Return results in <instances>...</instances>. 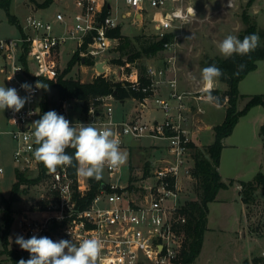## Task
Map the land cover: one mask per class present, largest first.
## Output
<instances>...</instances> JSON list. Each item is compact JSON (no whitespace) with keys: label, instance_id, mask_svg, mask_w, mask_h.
<instances>
[{"label":"built area","instance_id":"built-area-1","mask_svg":"<svg viewBox=\"0 0 264 264\" xmlns=\"http://www.w3.org/2000/svg\"><path fill=\"white\" fill-rule=\"evenodd\" d=\"M198 14L199 9L191 0H69L63 2L62 9L52 19L28 15L21 36L0 38V74L4 76L5 86L15 87L23 97L28 93L21 89L22 83L34 86L38 80L43 83L42 79L58 75L60 54L68 40L75 41L73 54L78 52L94 60L95 70L96 63L104 61V73L108 76V59L101 55L118 47L120 38L112 31L122 27L124 20L131 18L139 25L149 21L153 24L151 34L157 39L172 34L161 51L166 53L163 63L147 65V82L140 78L137 67L119 79L126 80L128 88L146 94L139 99L140 104L146 107L154 103L162 113L161 119L115 120L112 103L108 101L114 98L112 94L98 97L105 108L102 113L96 111L92 102L84 118H74L71 114L78 101L64 100L60 106V114L71 125L80 122L94 123L98 128L111 127L118 133L120 147L127 136L151 137L166 140L165 151L153 154L147 160L148 166L129 173L124 184L102 179L101 187L86 205L82 200L91 189L90 181L72 175L71 165L58 167L55 173L47 170L39 182L43 186L41 204L35 211L39 218L23 216L25 239L34 234L49 235L53 241L73 240L78 245L83 239L99 238L104 247L97 264H186L185 192L197 182L194 151L200 146L199 132L206 125L201 117L206 107L203 82L193 89H181L177 49L183 27ZM25 43L28 51L23 61ZM164 84L168 90L165 95L160 93ZM43 92L44 89L36 90L19 113L6 109V127L0 124V133L10 132L15 143V168L36 175L39 162L33 152L38 145L30 125L40 118ZM29 112L33 114L29 116ZM3 136L0 134V151ZM119 170L109 169L110 176ZM4 171L0 165V174ZM57 214L63 219L58 220ZM261 255L264 257V250Z\"/></svg>","mask_w":264,"mask_h":264},{"label":"rangeland","instance_id":"rangeland-1","mask_svg":"<svg viewBox=\"0 0 264 264\" xmlns=\"http://www.w3.org/2000/svg\"><path fill=\"white\" fill-rule=\"evenodd\" d=\"M69 0H54L48 5H45V0H11L9 9L0 7V38H17L21 36L20 25L25 23L28 15H35L40 18L52 19L58 10L62 9V2ZM199 9L198 17L187 23L179 36L178 46V63L180 66L179 76L182 80L185 89H193L197 87L201 81V60L206 57L222 56L217 48V44L222 41L227 35L239 34L245 29L244 14H247L251 21H255L260 29L264 31V0H191ZM232 2L233 5H229ZM10 16L15 17L16 22L10 20ZM153 32V24L149 21L142 22V25L134 24L129 18L124 20L121 33L128 35L131 39V45L123 51L120 48L109 49L101 56L108 59L109 77L114 79L122 78V73L126 72V68L130 69L137 67L138 62L154 64L166 55L165 52H159L152 57H142L137 62H130L123 68L118 63H112V59L122 57L127 59L130 53L135 52L140 48L141 44L147 42L145 36L151 35ZM240 39V38H239ZM76 47L74 40H68L64 45L59 59V67L64 68L71 56L73 48ZM223 57V56H222ZM1 61V57H0ZM105 65V63H104ZM33 67V63H32ZM100 71L93 65L76 64L73 66L69 75L83 81H89ZM0 84L5 86L4 76L0 74ZM228 85L223 81H219L216 88L224 93ZM6 87V86H5ZM239 91L243 97L238 100V108L245 106L247 100L252 94L264 93V61L259 62L258 69L251 71L239 83ZM50 93H54L51 88ZM129 98V97H127ZM113 106V117L118 120L120 107L119 99H108ZM227 104V101L225 102ZM78 104L75 103V110L78 109ZM104 107V105H103ZM205 117L209 122L218 124L223 121L226 114V107L220 105L215 107L205 103ZM105 109V108H104ZM146 117L161 119L162 113L157 110L153 104L145 111ZM264 106H253L245 115L242 116L241 124L233 134V138L246 140L251 143V146H241L240 148L227 149V154L232 156L228 164L231 170H239V180H253L256 174L261 171L264 173V155L258 150L256 142L259 138V124L264 120ZM6 109L0 111V124L3 128L6 127ZM258 124V125H257ZM98 127V126H96ZM128 137V136H127ZM125 137V140L126 138ZM214 129H202L199 132L200 148L207 147L214 141ZM165 146L166 140H161ZM121 146V150L127 153V162L115 171L113 176H110L109 169L105 167L103 172L104 181H112L124 184L127 181L129 174L130 155L128 149ZM161 146L160 150L165 151V147ZM15 143L9 135H4L2 138L0 151V165L5 171L0 174V235L4 229V211L6 203L2 200L3 197L12 195V186L16 181V168L13 160V150ZM123 147V148H122ZM135 152H138L134 148ZM159 152V151H158ZM225 163V162H223ZM263 164V165H261ZM229 167V166H228ZM224 179L227 183L231 177H227L230 171L224 167L221 168ZM227 172V173H226ZM28 177H35L36 173L26 171ZM84 181H89L90 178L80 176ZM120 177V179H118ZM230 179V180H229ZM233 180V179H232ZM228 188H222L219 191V200L210 202V215L208 229L205 232L204 244L201 253L191 264H238L243 262L245 257L251 256L253 264H262L264 258L261 255L262 247L257 244L254 249V237H264V186L260 185L255 192V199L245 203L242 200L241 189L242 185L230 184ZM43 191V186L37 184H22L20 192L17 193L16 199L12 203V211L14 221L9 230L7 240L0 238V264H14L11 259V251L21 249L15 243L18 235L22 236L24 221L23 216L29 214V217H37L35 211L40 206L39 197ZM187 201L197 198L196 186H189L185 192ZM243 202L245 203L243 210ZM39 218V217H37ZM244 232V234H243ZM264 245V244H263ZM254 251L252 252V250ZM252 252V253H251ZM29 259V258H28Z\"/></svg>","mask_w":264,"mask_h":264},{"label":"trees","instance_id":"trees-1","mask_svg":"<svg viewBox=\"0 0 264 264\" xmlns=\"http://www.w3.org/2000/svg\"><path fill=\"white\" fill-rule=\"evenodd\" d=\"M11 0H0V7L9 9ZM54 0H45V5L50 4ZM246 23L245 29L239 34V38L242 40L244 36L250 34H258L260 37L259 47L255 51L248 55L240 56L233 55L230 58L222 56L209 57L206 56L201 60L202 69L210 65L215 64L224 73L219 78V81L227 83V89L224 93L220 94L219 90L213 89L212 94L220 97V104H224L227 101L226 114L223 121L216 124L214 129L215 139L213 143L207 147H197L194 151V175L197 178L195 184L197 188V198L187 201L185 210L188 213V242L184 252V262L191 264L199 256L204 244L205 232L208 229V214L210 212L209 204L217 199V195L222 188H227L230 184H233L231 179L229 183L223 180L220 171V158L222 150L224 148V139L232 134L239 119L245 115L253 106H264V93L252 94L247 100L245 106L241 109L238 108V100L243 97L239 91L240 81L246 77L251 71L258 67V62L264 59V31L260 29L255 21H251L247 14L243 16ZM12 22H16L15 17L10 16ZM23 34L22 25L17 22ZM122 27H117L112 31L114 35L119 36L120 41L117 48L125 51L131 43V39L128 35L121 33ZM172 34L166 35L163 39H157L155 35L145 36L147 42L141 44L140 48L135 52L130 53L127 59L123 60L122 57L112 59V63H118L121 66H126L130 62H137L140 58L152 57L157 55L164 49V42L171 38ZM28 51V44H24V52L22 54V60L25 61ZM76 64L93 65L94 60L87 57H82L78 52L74 53L67 65L64 68L59 69V73L54 78L42 79L44 84L48 85L47 90L44 89L43 100L41 102V116L50 111L55 110L60 114V106L64 100H75L79 113L77 116L72 115L74 118H84L89 110L90 104L93 102L96 107V111L102 113L104 110L103 102L98 97L112 94L119 100H124L127 97H136L138 99L143 98L146 94L136 92L127 86L126 80H117L113 77L107 76L104 72L97 74L90 81H83L80 78L75 77L73 74L69 75L73 66ZM240 65H244L243 69H240ZM147 64L144 62H138L137 68L139 70L140 78L147 82L145 77ZM127 72H130V68H126ZM51 88L54 89V93L51 94ZM39 118V119H40ZM260 136L264 143V123L260 127ZM67 154L74 156L75 149L69 147L66 149ZM77 162L75 159L70 166L72 175L77 174ZM16 171V181L12 186V195L10 197H3L2 200L6 203L4 211V229L0 238L7 240L9 230L14 221V215L12 211V203L17 197V193L20 192V186L22 184H37L44 177L47 169L43 163L39 162V173L35 177H28L26 172ZM91 189L86 197L83 198L82 204L86 205L87 202L95 195V193L101 187L103 180H95L90 178ZM241 196L245 203L253 201L255 199V192L260 185L264 186V173L258 172L253 180L242 181ZM41 202V201H40ZM52 239L51 236L45 235ZM30 254L22 249H15L11 251V259L14 264H18V261L23 258L27 260Z\"/></svg>","mask_w":264,"mask_h":264},{"label":"clouds","instance_id":"clouds-1","mask_svg":"<svg viewBox=\"0 0 264 264\" xmlns=\"http://www.w3.org/2000/svg\"><path fill=\"white\" fill-rule=\"evenodd\" d=\"M259 44L258 34L246 35L242 40L229 34L217 44V48L223 57L230 58L234 54L248 55ZM243 67L240 65L241 70ZM223 75L215 64L201 70L205 103L220 107V97L213 95L212 91ZM20 87L28 95L22 97L15 87L0 86V111L11 109L19 113L30 102L36 90H47L48 85L38 80L34 86L24 82ZM32 114L28 113L29 116ZM11 121L16 123L14 119ZM30 126L34 129L35 144L38 145L33 152L34 159L43 163L49 173H55L58 167L70 166L75 159L78 175L99 181L103 178L105 167L115 170L127 162V153L121 150L118 133L111 127L98 128L94 123L80 122L71 125L68 119L55 110L44 113ZM0 134L11 133L5 131ZM69 147L75 149L74 156L67 154L66 149ZM56 218L63 219L59 214ZM15 243L30 254L29 259L21 258L18 264H97L104 247L103 241L96 237L83 239L77 245L73 240L53 241L47 236L38 237L35 234L28 239L18 235Z\"/></svg>","mask_w":264,"mask_h":264},{"label":"crops","instance_id":"crops-1","mask_svg":"<svg viewBox=\"0 0 264 264\" xmlns=\"http://www.w3.org/2000/svg\"><path fill=\"white\" fill-rule=\"evenodd\" d=\"M62 5H63V2H62ZM49 19H50V17H49ZM260 61H264V59L260 60ZM259 62H258V67H259ZM162 63H163V59L159 58V60H157V62H155L154 64H162ZM258 67H257V69H258ZM255 70H253V71H255ZM126 76H127V72H124V73H122V76H121L122 78H120V79H123ZM117 80H119V79H117ZM201 82H202V79L198 83L197 87L200 86ZM180 87H181V89H185L183 87V83H182L181 78H180ZM223 89L226 90L227 87L223 88ZM167 91H168L167 90V85L166 84L162 85L160 93L165 95V94H167ZM118 102H119L118 105H119V107L121 109L120 113L118 115L119 116L118 120L133 119V118H136V117H142V119H153V118L146 117V114H145L146 112L145 111H146L147 108H149V106L151 104H153L154 107H155L154 103H151V104L149 103L146 107H142V105L140 104L139 99L136 98V97H132V96H130L129 98H125L124 100H119ZM220 105H224L225 107L227 106L226 103L220 104ZM71 112H72L71 113L72 115L77 116L78 113H79V109H77V110L73 109V110H71ZM205 114H206V111H205V113L203 115H201L202 122L206 124L204 129H213V127L216 124H213V123L209 122V120H207V118L205 117ZM241 120H242V117L239 119L238 123L236 124L232 134L224 139V148L222 150V154H221V158H220V165H219V171H220V174H221L223 180H225V179H224V176L222 174L221 168L224 167L227 171H230L229 174H227L228 175L227 177H231L230 179H233V181H234L233 184H237V185L242 183V180L237 179V177L239 176V174H238L239 170H235V171L231 170V167L228 164V161H229V159H232V156L230 158V156L227 154L226 150L229 149V148H232V149L240 148L243 145L251 146V143L247 142L246 140L244 141L242 139H237L235 137L233 138V134L237 130L238 126H240ZM263 123H264V121L261 124H259V126L261 127V125ZM260 127H259V129H260ZM259 138H260V141H254V142H256V146H257L258 150L262 153V156H263L264 155V143H263V140H262L260 134H259ZM125 142L128 145H126L124 147L126 149H128L129 155L131 157L130 158V165H129V173L130 174L138 172L141 168H144V167L148 166L149 163L147 162V160L153 154H158L159 153L158 151H161L160 150L161 146H164L163 142L160 139H155V138H151V137H141V138L137 139V138H133V137H129L128 136L126 138ZM134 148H136L138 152H135ZM223 162H225V163H223ZM261 165H263V164H261ZM243 181H245V180H243ZM230 186L231 185H229V187ZM219 199L220 198H219V193H218L216 200H219ZM244 206H245V203L243 202V210H244ZM209 215H210V212L208 214V223H209ZM243 234H244V232H243ZM257 244L262 247V251H263L264 250V245H263L264 244V237H260V238H256V239L254 237V249L256 248ZM254 249L252 250V252L254 251ZM253 263L254 262L251 259V256H249V257H245L243 262L238 263V264H253ZM262 264H264V262Z\"/></svg>","mask_w":264,"mask_h":264},{"label":"water","instance_id":"water-1","mask_svg":"<svg viewBox=\"0 0 264 264\" xmlns=\"http://www.w3.org/2000/svg\"><path fill=\"white\" fill-rule=\"evenodd\" d=\"M96 67L100 71V73H103L105 71L104 61L97 62Z\"/></svg>","mask_w":264,"mask_h":264}]
</instances>
